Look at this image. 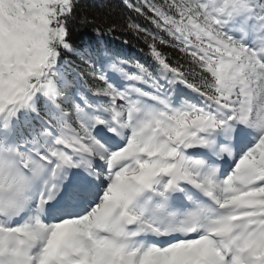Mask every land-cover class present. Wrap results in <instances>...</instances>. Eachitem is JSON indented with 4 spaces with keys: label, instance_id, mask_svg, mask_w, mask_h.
<instances>
[{
    "label": "snow or ice",
    "instance_id": "snow-or-ice-1",
    "mask_svg": "<svg viewBox=\"0 0 264 264\" xmlns=\"http://www.w3.org/2000/svg\"><path fill=\"white\" fill-rule=\"evenodd\" d=\"M0 264H264V0H0Z\"/></svg>",
    "mask_w": 264,
    "mask_h": 264
},
{
    "label": "trees",
    "instance_id": "trees-1",
    "mask_svg": "<svg viewBox=\"0 0 264 264\" xmlns=\"http://www.w3.org/2000/svg\"><path fill=\"white\" fill-rule=\"evenodd\" d=\"M123 38L130 39L131 43L128 45V53L129 55L137 58L140 62L150 63L151 61L146 56L148 51L147 46L143 44V42H139L135 40L133 37H128L125 34H121Z\"/></svg>",
    "mask_w": 264,
    "mask_h": 264
}]
</instances>
